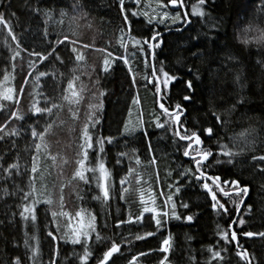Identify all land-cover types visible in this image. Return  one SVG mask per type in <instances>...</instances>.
I'll list each match as a JSON object with an SVG mask.
<instances>
[{"label":"trees","instance_id":"1","mask_svg":"<svg viewBox=\"0 0 264 264\" xmlns=\"http://www.w3.org/2000/svg\"><path fill=\"white\" fill-rule=\"evenodd\" d=\"M188 1L190 3L188 13L192 20L190 25L177 31L176 29L182 25L179 22L173 24L170 19L158 27L160 32L174 30L163 34V50L157 49V67L163 60L167 70L182 77L184 81L191 79L194 86L189 92L181 81L170 85V89L166 90L170 95L166 106L182 103L186 112L181 120L189 131H192L214 124V119L210 115L211 109L223 113L235 105L231 116L225 117L229 123L223 129L216 128V135L213 137L202 136L204 147L211 148L214 153L208 161L209 170L220 174L224 179L239 178L250 188L241 212L245 213L249 205L251 210L243 215L246 223L243 229H236L238 233L264 232V174L257 171L256 164L251 159L253 155L264 154V44L257 45L253 42L244 45L237 40L238 34L250 22L264 28V11H261L264 0H208L204 8L208 15L204 18L191 16L192 6L197 4V0ZM15 6L21 12H33L41 20L43 34L54 38V47L63 59V64L52 57L41 62L36 56L30 55L17 45H11L9 70L5 74L9 79L5 86L15 88L17 94L13 101H0V129H3L0 136L4 137L0 142L10 139L12 133L28 117L30 106L37 98L39 85L63 91L67 87V81L73 75H77L79 76L76 82L77 91H80V85L85 87L78 105L61 99L62 107L52 117L51 121L55 120V123L46 136L50 155L46 156L42 152L38 156L40 171L36 174L30 171L32 157L37 155L34 148L24 178L18 183H8L0 189V264H11L16 256L23 259V264H34L29 257L37 248L35 264H45L38 219L39 208H43L49 214L54 232L59 237L58 241L79 249L76 256L77 264H81L78 257L83 255L84 250L81 245L65 242L64 233L67 229L64 226L69 218L58 217L54 222L51 213L61 210L68 212L74 226L79 219L75 216L76 212L83 211L86 221L91 215H95L96 231L91 234L92 240L88 243L93 253L89 264H97L102 251L106 250L110 246V240L114 239L110 203L119 197L127 217L129 212L135 216L141 209L139 200L141 191L145 200L155 199L159 208L163 206L166 196L175 192L176 181H179L181 186L180 193L173 197L177 203V213L182 217L192 215L193 221L170 219L156 236L150 237L147 241H135L134 235H128V239L133 243H124L123 248L141 247L144 243L167 233L171 234L173 245L168 254L167 264H208L209 261L211 264H219L218 261L212 260L207 250L210 247L220 250L218 241L220 245L228 248L227 253H222L227 264H245L235 254L241 250L234 244L224 245L218 235V228H227L229 217H221L211 208L210 197L206 196L202 187L192 177L188 180L181 179L180 173L191 167L189 158L183 156L187 142L178 141V138L173 136V129L170 126L166 125L165 128L155 126V119L161 116V113L154 89L150 84L145 87L147 80L144 77L151 79L148 75L149 69L145 67L144 55L133 47V41L129 39L130 36L140 38L147 34L149 26L141 8L137 10L140 15L130 17L131 32L121 33L122 14L118 0H15ZM37 7L40 9L39 14L34 11ZM65 35L77 42L76 47L83 52L84 61L75 60V54L70 51L72 45L67 41L64 45H57V39H63ZM249 35L254 36L257 33ZM122 36L126 48L120 46ZM84 45L89 47L85 48ZM17 52L20 53L19 56H16ZM194 52H200L202 55L196 58L192 55ZM108 53L112 54L110 59L114 60L109 72L116 66V57H127L129 60L128 69L131 67V77H136L137 83L134 88L140 103L133 104V99L131 100L120 133L114 136L113 143L108 144L105 141L104 152L99 153L96 141L99 137H105L104 114L108 97V92L103 88V75L107 73L102 71V67ZM13 56H16L15 60L12 59ZM178 60L180 63H177ZM189 68L192 72H188ZM73 69H76L75 73ZM39 72H45L47 75L37 81L35 77ZM29 73L31 75H28ZM197 74L199 79H196ZM3 77L0 82H3ZM21 87L25 90L22 96L18 91ZM101 90L106 93L103 97L98 96ZM189 94L192 96L191 101H183L182 97ZM16 100H19V104ZM241 100L243 103H240ZM101 101L102 108L89 107ZM14 112L24 119H17L12 115ZM73 112L77 115L74 116ZM89 113H94V119L100 121L91 129L95 151L90 150V157L99 153L111 173L110 199L107 201L104 200L96 181L92 179V173L87 174L91 180L90 185L72 179L77 167L79 145L82 143L81 131ZM164 119L166 118L161 116V122ZM140 120L143 121L142 125L139 123ZM125 124L130 128L135 126L136 130L125 133ZM246 129H255L249 140L255 139L256 151L245 150L235 158L233 164H216V153L219 151L217 140L232 147L233 142L229 137H235ZM145 131L148 133L147 136L144 135ZM235 143L237 147L233 150L243 146L239 140ZM121 153L127 155L121 156ZM51 156H55L56 160L53 161ZM153 156L156 158L155 164L151 163ZM137 158L139 164L136 163ZM130 168L135 171L128 175ZM41 174L43 180L40 179ZM33 175L36 176L34 186L37 193L25 200L23 199L25 193L32 191ZM125 177L129 180V183L124 185L128 192L123 193L125 199L122 200L120 180ZM137 179L140 180L139 184ZM61 186L63 209L60 207ZM49 193L53 204L36 205V221L29 219L25 222L20 215L23 206L25 204L31 206L36 195L42 194L43 198ZM181 202L187 203L189 207L182 208ZM229 207L232 205L229 204ZM57 222L60 224V231H56ZM97 232L103 238L99 242L95 240ZM238 239L239 248L246 249L249 253L251 264H264V237L249 238L239 234ZM25 240H28L27 248ZM72 260L73 252L61 257L58 264H70Z\"/></svg>","mask_w":264,"mask_h":264},{"label":"snow or ice","instance_id":"2","mask_svg":"<svg viewBox=\"0 0 264 264\" xmlns=\"http://www.w3.org/2000/svg\"><path fill=\"white\" fill-rule=\"evenodd\" d=\"M134 3H139L140 0H133ZM208 0H197V4L192 6L191 16L204 18L208 14L205 12L204 8L207 5ZM171 5L175 14L170 16L169 12L164 11L162 15L159 17L150 15L147 11L143 13V15L147 18L146 22L149 26L147 29V34L142 35L140 38L129 37L133 41V47L137 48V50L144 55V64L145 67L149 69L148 75L151 76V79L148 80L147 76L144 79L147 80L148 84L151 85L152 89H154V95L157 97L158 108L160 110L161 116L166 119L161 122V116H157L155 119V126L157 128H165L166 125L170 126L173 129V136L178 138V141L187 142L184 147L183 156L189 158V163L191 165L190 168L185 169L180 173L181 179L188 180L189 177H192L204 190L207 197H210L211 208L219 213L221 217L227 216L229 217V223L227 228L219 229L218 235L220 236V240L223 241L224 245H231L235 242L237 248L240 247L238 236L242 234L245 237H254L260 236L264 237V232L255 233L252 231H242V233H238L236 229H243L246 221L243 218V215H246L247 212H250L251 206L247 207V211L245 213L241 212L242 206L245 205V201L249 196L250 188L248 184L242 183L241 179H224L220 174L213 173L210 171V165L208 161L211 157H213L214 153L211 148L204 147V140L202 136L213 137L216 135L215 129L221 128L223 129L228 123L229 120L225 117H230L231 113L235 110V105L231 109L226 110L225 112H217L214 109L210 110V115L214 119V124L209 125L206 128H201L199 130L189 131L187 126L182 122L181 117L184 116L186 112V108L182 103H175L174 106H166L167 101L170 99L169 92L166 91L170 89V85L174 84L177 81H181L184 87L191 92L194 88L193 81L191 79L184 81L182 77L176 75L175 73L170 72L165 67V62L163 60L160 61L159 67L156 65V60L158 57L157 49L163 50V35L160 31H158V27L160 24H166V21L171 19L173 24L180 23L183 26L190 25L192 20L187 11L181 12V9L185 7L184 0H157V6L161 9ZM118 6L121 12V20L123 27L120 29L121 33L125 31L131 32L132 29V20L130 17H135L140 15L138 12L130 11L125 6V0H118ZM34 11L39 14L40 9L37 7ZM261 11H264V7H262ZM11 15H15L12 13ZM0 25H3L8 28L9 34L12 35V28L9 26L8 21L5 19L4 13H0ZM216 27V25H213ZM177 31H181L182 28H177ZM257 33V35L250 36V33ZM12 39L15 40L16 36L12 35ZM215 40V37L212 38ZM237 40L244 44L249 45L255 42L257 45L264 44V28H261L259 24H253L252 22L249 25L242 29L241 32L237 36ZM68 42L72 45L70 51L75 54V60L77 62L84 61L85 57L83 52L80 51L76 47V41L70 40L68 35H65L63 39H57V45H64L65 42ZM19 47V42L18 45ZM121 47H127L124 44L123 36L121 37ZM83 47L87 48L89 45H84ZM135 53H133L134 55ZM20 53L17 52L16 56H19ZM30 55L36 56L41 62L49 60L50 57L54 58L57 61H60L63 64V59L57 54V49L55 47L51 48V51L45 52L33 50ZM196 58H199L202 53L194 52L192 54ZM16 56H13L12 59L15 60ZM112 57L111 53H108V57L103 60L102 71L104 73H108L111 67V64L114 60L110 59ZM116 59H123L125 64L129 63L127 57H116ZM177 63H180L178 60ZM34 64V62H33ZM32 65H30L31 67ZM128 71L131 73L132 69L129 67ZM76 72V69H73V73ZM188 72H192V69L189 68ZM28 75H31L29 73ZM47 75L45 72H39V74L35 77L37 81L40 80L42 76ZM8 75L3 77V82H0V101H13L14 96L17 94V90L13 87H6V83L8 81ZM196 79H199V75H196ZM239 79V77H237ZM79 80V76L73 75L67 81V87L62 91V100L68 101L70 104H79L82 99L81 93L84 91V85H80V91H77V81ZM97 79V84H98ZM27 80H25V84ZM137 83L136 77H132V84L135 85ZM19 94L22 96L24 94V88L21 87L19 90ZM106 93L104 91H99L98 96L103 97ZM183 101H191L192 96L184 95L182 97ZM16 103L19 104V100H16ZM140 99L137 95L133 98V104H139ZM240 103H243L241 100ZM39 100H34L32 109L34 114H47L49 117H53L56 115L54 110H59L62 105L55 102V100H46L45 107H39ZM50 104V106H47ZM90 108L99 109L103 107L102 101L95 105H90ZM13 116H16L17 119L23 120L24 117L18 115V113H12ZM73 115L76 116L77 113L73 112ZM55 120L45 121L43 128L38 129L36 126L31 127V137L34 141V148L37 153L36 156L32 157L31 163V173L36 174L40 171L38 156L43 152L45 155H50L48 152V145L46 143V136L49 134L50 130L53 128ZM100 123L98 119H94V113H89L87 116V122L84 124L81 131V141L82 143L79 145L80 151L77 153L78 159L76 161L77 167L73 174V180L82 181L85 185H90L91 180L88 177V173H92V179L96 181V185L103 193V198L105 201L110 199V176L108 168L106 167L103 159L100 157L99 153L104 152V144L105 141L108 144L114 142L115 137H99L96 143L99 145V153L95 156L90 157V150L95 151L93 136L91 134V129L95 127L96 124ZM141 125L143 121L139 122ZM136 127H129V125L125 124L124 132L128 133L131 131H135ZM3 131V129H0ZM255 132V129L244 130L240 132L235 137H229V140L233 142V146L229 147L228 144L220 143L217 140L218 153H216V164L228 163L233 164L235 158L241 155L245 150L255 152L257 149V145L255 139L249 140L251 134ZM15 134V133H12ZM144 135L147 136V131L144 132ZM4 137L0 136V140H3ZM39 141L38 143L35 141ZM239 140L243 145L238 150H233L237 147L236 141ZM149 150L151 151V144L148 145ZM121 156L127 155V153H121ZM220 157L227 158L226 160L220 159ZM2 159V158H0ZM53 161L56 160L55 156H51ZM252 162L256 164L257 171L259 173L264 174V154L261 155H253ZM90 160L92 163L90 164ZM119 163V161H117ZM258 162V163H257ZM67 163V161H65ZM136 163L139 164L140 161L137 158ZM152 164L156 163V158L153 156L151 160ZM2 163H0V167H2ZM19 165L17 163L11 164L10 168L18 169ZM135 170L130 168L128 175H131ZM98 173V175H97ZM139 174H137L138 176ZM32 191L25 193L23 199L27 200L30 196H33L37 193V190L34 186V182L36 176H32ZM40 179L43 180L44 177L41 174ZM129 183L127 177L122 178L120 180V185L122 188V194L120 199H125L123 193L128 192V188L124 187L125 184ZM137 183H140V180L137 179ZM171 187V186H170ZM181 191L180 182L176 181L175 192L173 194H169L166 196L165 201L162 207H157L155 199L145 200L144 193L141 191L139 200L141 209L139 213L135 216L131 212H129L127 219H118L113 227L115 229H120L122 225H139L140 228L145 229L143 232L137 231L136 233H130V235H134L135 241H147L150 237H154L160 232L167 224L168 220L175 219L181 220L184 219L188 222L193 221L194 217L192 215L182 217L177 213V203L174 201V195H178ZM63 186H61V196H60V207L63 209ZM42 195V194H41ZM41 195H36L32 201L31 206L25 204L23 206V211L20 213L21 217L25 222L29 219L32 221H36L37 219V208L36 205L43 203L46 205H52L53 200L51 198V194L49 193L46 197L41 198ZM99 198V197H95ZM229 204L232 207H229ZM180 206L184 209H187L189 205L187 203L181 202ZM145 214L147 215V219H145ZM53 217V221H57L58 217H67L69 218L68 223L64 226L67 231L64 233V239L66 243H71L72 245H81L83 248V255H80L78 258L81 264H89V259L92 257L93 253L90 250L89 241L92 240V233L96 231L95 226V215H91L90 218L86 221L84 218L83 211H78L75 213V216L79 219L77 220L76 225L74 226L71 223V217L68 212L63 210L57 212L53 211L51 213ZM151 229V230H149ZM60 224L57 222L56 231H60ZM48 236L53 240L57 241L59 237L55 235L54 231H49ZM103 238L97 232L95 236L96 241H101ZM128 243L132 244L133 241L129 240L127 236H124L122 233L120 234V242H117L116 239L110 240V246L106 248V250L102 251V255L98 257L97 264H116V259L114 257L123 254V244ZM25 247H29L28 240L24 241ZM217 245L220 246V250H216L215 247L208 248V252L211 254L212 260H216L219 264H227L225 256L222 253H227L228 248L220 245V241L217 242ZM172 236L168 235L167 238L162 240V246L157 249H149L148 251H140L137 254L131 256L128 260V264H140V258H147L152 254V252L158 251L163 253L164 255L159 260V264H167L169 260L168 254L172 250ZM236 256L240 258V260L244 261L245 264H251V259L249 258V253L246 249L241 251H237ZM38 255V248L32 251V256L29 259L35 261ZM56 255H59L58 246L56 248ZM11 264H23V259L20 256H16ZM51 264H55L54 261ZM211 264V261L208 262Z\"/></svg>","mask_w":264,"mask_h":264},{"label":"rangeland","instance_id":"3","mask_svg":"<svg viewBox=\"0 0 264 264\" xmlns=\"http://www.w3.org/2000/svg\"><path fill=\"white\" fill-rule=\"evenodd\" d=\"M142 12L147 11L150 15L159 17L163 14V9L157 6V2L147 0L145 6L142 5ZM0 13H4L5 19L12 28V35L16 39H12L8 28L0 25V80L8 72L10 64V48L11 45H18L27 53L33 50L46 52L51 51L54 47V38L46 37L43 34V24L41 20L33 12H21L15 6V0L0 1ZM15 13V15H11ZM103 88L108 92L106 99V108L104 114V131L105 137H114L121 131L125 116L131 100L136 97L132 77L128 71V65L123 59H117L115 68L107 74L103 75ZM62 99V91L58 88H51L39 85L37 89L36 100L40 101L39 107H45L46 100H55L60 104ZM33 105V104H32ZM32 105L30 112L24 122L16 129L10 139L0 142V189L8 183L20 182L27 171L30 162V156L34 149V141L31 137V127L36 126L38 129L43 128L45 121H51L52 117L47 114H34ZM47 106H50L48 104ZM57 110H54L56 112ZM37 142V141H35ZM17 163L18 169L10 168L11 164ZM112 215V227L118 219H127L126 210L121 204L119 197L110 203ZM145 214V219H147ZM38 219L40 222L41 236L43 239L44 263H59L61 257L68 256L73 252V260L70 264H77L76 256L79 252L78 248L61 244L58 240L53 241L49 236V231H54L49 214L43 209H38ZM137 231L143 232L145 229L139 225H122L120 229L113 227L114 239L120 240V234L124 236ZM56 235V234H55ZM169 234L163 233L156 239H152L144 243L141 247L132 249L123 248V254L114 257L116 264H128V260L132 255L140 251H148L149 249H157L162 246V240L167 238ZM58 246L59 255H56ZM164 254L158 251L152 252L147 258L141 257L140 264H159V260Z\"/></svg>","mask_w":264,"mask_h":264},{"label":"flooded vegetation","instance_id":"4","mask_svg":"<svg viewBox=\"0 0 264 264\" xmlns=\"http://www.w3.org/2000/svg\"><path fill=\"white\" fill-rule=\"evenodd\" d=\"M152 1L157 2V0H152ZM145 2H147V0H140L139 3H134L133 0H125V6H126V8H128L130 11L138 12V11H137L138 8H141V11H142V7H141V6H142V5L145 6ZM184 4H185L184 9H185V11L188 12V7H189V5H190L189 1H188V0H184ZM169 6H171V5H168L167 7L163 8V10L169 12V15L172 16V15L175 14V12H174L173 9H170ZM171 7H172V6H171ZM164 11H163V12H164ZM181 12H183V8L181 9ZM169 20H170V19H169ZM167 30H168V29H167ZM164 31H166V30H164ZM161 32H163V31H161ZM163 34H165V33H162V35H163Z\"/></svg>","mask_w":264,"mask_h":264},{"label":"water","instance_id":"5","mask_svg":"<svg viewBox=\"0 0 264 264\" xmlns=\"http://www.w3.org/2000/svg\"><path fill=\"white\" fill-rule=\"evenodd\" d=\"M170 7V9H173L171 6H169ZM185 11V9L183 8V12ZM187 26V25H186ZM186 26H181L180 28H184V27H186ZM172 30H174V29H170V30H166V31H163V32H161V33H166L167 31H172ZM185 158H188V157H185ZM233 244L235 245V242H233ZM235 247H236V245H235ZM237 248V247H236ZM237 249H239V250H243V249H241V248H237Z\"/></svg>","mask_w":264,"mask_h":264}]
</instances>
